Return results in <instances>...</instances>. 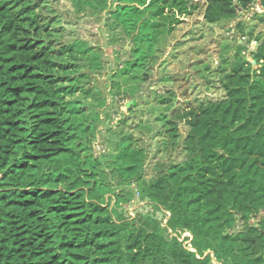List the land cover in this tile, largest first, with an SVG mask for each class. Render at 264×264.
<instances>
[{"label":"trees","instance_id":"obj_1","mask_svg":"<svg viewBox=\"0 0 264 264\" xmlns=\"http://www.w3.org/2000/svg\"><path fill=\"white\" fill-rule=\"evenodd\" d=\"M67 1L71 18L60 0H0V264H264V34L251 54L257 74L246 45L221 34L236 3L254 0H204L199 38L207 30L211 41L197 59L194 38L177 41L157 78L163 93L137 95L150 134L126 157L93 150L104 96L87 85L104 72L103 51L65 25L100 21ZM188 3L167 0L159 11L199 7ZM135 5L115 7L127 33ZM130 54L132 72L150 67L146 50ZM171 60L183 67L171 71ZM100 158L125 160L112 169L168 213L165 225L113 215Z\"/></svg>","mask_w":264,"mask_h":264},{"label":"rangeland","instance_id":"obj_2","mask_svg":"<svg viewBox=\"0 0 264 264\" xmlns=\"http://www.w3.org/2000/svg\"><path fill=\"white\" fill-rule=\"evenodd\" d=\"M97 1L99 5L96 4ZM147 1L148 5L145 6ZM165 1L167 0H135L139 5L134 6L136 8L135 15H130L129 19L133 20L137 26L130 29L128 33L120 23L121 19H117L114 12L118 0H76L75 10L91 16L92 19H99L98 23L84 21V19L68 21L66 18L64 19L68 22L65 25L67 28L76 31V34H80L82 38L85 37L86 43L102 47L103 51L102 60L105 61V73L93 76L87 85V87L100 88L104 96L101 109L103 123L98 127L99 134L92 141L95 153L108 156L129 155L134 150L145 146L150 128L140 122L141 115L140 109L137 107V95L144 97L146 91L152 89L163 93L164 88L157 82V78L162 75L161 72L163 73V62L171 59L169 54L177 41L186 39L188 35L187 38H194V41L190 43L191 45L195 44L194 55L191 56L194 59L203 57V54L197 55L198 48L201 47L205 51L211 41L207 30H205L204 38H199L198 30L201 31L202 28L197 22L201 20L204 0H189L188 5H192V7L198 5L199 7L191 8L184 14H178L177 10L172 11L168 6L167 9L160 12L159 9L162 8ZM170 1L168 0V2ZM184 1L187 2V0ZM141 2L143 4H140ZM248 7L253 8L249 14L243 12L240 5L236 3L237 19L230 24L231 30L227 34L223 31L221 34L225 39L227 38V42L234 40L246 45L245 58L251 63L257 74L259 64L251 57V54L255 53L258 47L256 37L264 34V10L258 16L259 11L252 3L246 8ZM58 10L65 17L71 18L74 15L67 0H60ZM237 23H240L244 29L242 33L237 31ZM216 33L215 31L214 36H220ZM213 44H218V41L214 39ZM83 48L85 49L86 46L80 45L79 48L75 47V50H83ZM137 49L146 50L148 56H152V63L149 68L136 69L132 72L129 66L130 62L139 53L135 56L130 52ZM168 67L172 71L182 68L183 64L171 60ZM256 78L257 76L254 77V79ZM179 128L182 133L184 128L181 124ZM179 156L180 150L176 153L175 158L177 159ZM113 160L116 162L114 163ZM124 161H118L115 158L99 159L100 180L105 178L101 185L102 202L108 205L113 215L122 214L131 217L136 214L145 215L165 225L168 213L161 208H156L145 199L138 184L126 179H119L118 171L112 169L114 167L117 169ZM183 237L190 238V234L182 233L180 239ZM188 242L189 239L184 242V245L189 246ZM213 261L217 262L214 258Z\"/></svg>","mask_w":264,"mask_h":264},{"label":"crops","instance_id":"obj_3","mask_svg":"<svg viewBox=\"0 0 264 264\" xmlns=\"http://www.w3.org/2000/svg\"><path fill=\"white\" fill-rule=\"evenodd\" d=\"M148 5V1L146 2V4H145V6H147ZM252 5H254L257 9H258V16H259V13H261V12H263V10H264V6H262L261 4H260V1L259 0H254L253 2H252ZM250 7V6H249ZM244 8V9H242V11L243 12H245V13H247V14H249V12L250 11H252V9L253 8Z\"/></svg>","mask_w":264,"mask_h":264},{"label":"built area","instance_id":"obj_4","mask_svg":"<svg viewBox=\"0 0 264 264\" xmlns=\"http://www.w3.org/2000/svg\"><path fill=\"white\" fill-rule=\"evenodd\" d=\"M186 235V234H185Z\"/></svg>","mask_w":264,"mask_h":264}]
</instances>
